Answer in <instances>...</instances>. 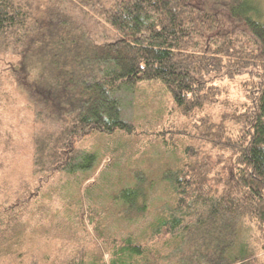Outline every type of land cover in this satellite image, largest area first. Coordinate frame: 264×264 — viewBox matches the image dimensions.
I'll list each match as a JSON object with an SVG mask.
<instances>
[{"label": "trees", "instance_id": "obj_1", "mask_svg": "<svg viewBox=\"0 0 264 264\" xmlns=\"http://www.w3.org/2000/svg\"><path fill=\"white\" fill-rule=\"evenodd\" d=\"M253 9L251 0H0V146L7 118L26 131L14 135V157L28 148L31 159L14 182L0 176V264L147 255L132 237H108L93 201L73 200L71 229L43 219L46 187L60 181L62 192L94 157L79 139L134 126L123 93L144 79L164 84L198 142L167 174L173 199L156 232L184 240L179 264H264V20ZM142 182L117 195L128 220L146 213ZM98 236L109 259L99 247L88 257Z\"/></svg>", "mask_w": 264, "mask_h": 264}, {"label": "rangeland", "instance_id": "obj_2", "mask_svg": "<svg viewBox=\"0 0 264 264\" xmlns=\"http://www.w3.org/2000/svg\"><path fill=\"white\" fill-rule=\"evenodd\" d=\"M251 1L259 9L250 10L248 16L264 20V0ZM222 81L230 86L233 93L239 92L238 80ZM123 97V114L131 119L134 126L118 127L113 131L94 130L79 139L80 147L93 153L94 157L88 166L67 175L70 182L62 192L56 187V184L60 187V181L51 184V189L46 187L43 211L48 213H44L43 219L46 223L52 219L72 223L74 226L71 225V229L76 227L74 209L77 205L73 200L93 201L100 210V219L108 237L116 236L119 240L132 237L145 248L147 255L133 256V264H179V247L184 240L179 238L178 233L169 238L160 237L156 228L163 222L173 199L167 174L187 161L185 151L188 145L189 148L196 145L197 140L190 137L196 129L187 117L178 112L170 92L159 79L139 80L133 92H124ZM3 121L6 124L1 130L10 132V139L6 147L0 146L4 162L0 176L3 180L7 178L14 182L18 173L31 170L28 148L14 157V135L24 138L26 131L22 125L19 129L20 125L14 121L9 122L7 118ZM141 179L142 187L147 191L148 207L143 216L128 220L122 214L125 207L121 202L123 199L120 200L117 195L125 188L135 187ZM49 197L52 199H46ZM65 207H71L72 212L68 214ZM51 211L60 216L55 219ZM81 216L85 218L86 213ZM98 247L109 259L107 251L111 249L99 236L86 242L88 257L93 258Z\"/></svg>", "mask_w": 264, "mask_h": 264}]
</instances>
